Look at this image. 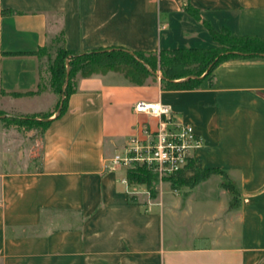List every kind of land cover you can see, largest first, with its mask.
Here are the masks:
<instances>
[{
  "label": "crops",
  "instance_id": "obj_1",
  "mask_svg": "<svg viewBox=\"0 0 264 264\" xmlns=\"http://www.w3.org/2000/svg\"><path fill=\"white\" fill-rule=\"evenodd\" d=\"M209 27L264 38V0H0V110L49 121H0V264H264V56L224 61L193 89L164 88L160 72L80 76L60 115L36 54L217 47ZM141 100L191 123L192 157L215 171L173 188L146 165L155 191L130 183L145 164L113 158L160 120Z\"/></svg>",
  "mask_w": 264,
  "mask_h": 264
},
{
  "label": "trees",
  "instance_id": "obj_2",
  "mask_svg": "<svg viewBox=\"0 0 264 264\" xmlns=\"http://www.w3.org/2000/svg\"><path fill=\"white\" fill-rule=\"evenodd\" d=\"M187 8L197 13L190 4ZM217 47H179L160 51L129 50L124 47H111L92 52L76 53L59 48L55 60L51 63V81L62 94L61 115L67 107L68 96L74 90L73 83L78 77H89L96 73L118 71L130 77L134 83L144 84L156 80L161 72L162 86L167 89H193L201 85L222 62L246 57L264 56V38L257 36L233 35L227 28L220 31L209 27ZM47 48L39 49L36 54H45ZM184 78V79H183ZM5 114L0 110V115ZM6 115V114H5ZM3 121L15 126L46 127L45 119L4 116ZM215 170H201L196 159L189 158L182 170L170 174L165 180L171 181L172 187L178 184L195 185ZM156 174L146 165H135L128 169V180L134 184H144L153 193V181Z\"/></svg>",
  "mask_w": 264,
  "mask_h": 264
},
{
  "label": "built area",
  "instance_id": "obj_3",
  "mask_svg": "<svg viewBox=\"0 0 264 264\" xmlns=\"http://www.w3.org/2000/svg\"><path fill=\"white\" fill-rule=\"evenodd\" d=\"M134 110L158 117V128L147 141L131 137L125 150L114 156L113 163L154 166L162 176L185 168L194 150L203 144L194 126L189 122L176 120L171 114V107L160 102L141 100L134 106Z\"/></svg>",
  "mask_w": 264,
  "mask_h": 264
},
{
  "label": "rangeland",
  "instance_id": "obj_4",
  "mask_svg": "<svg viewBox=\"0 0 264 264\" xmlns=\"http://www.w3.org/2000/svg\"><path fill=\"white\" fill-rule=\"evenodd\" d=\"M58 52H59V48H47V50H46V56H45V58H47V60H48V58L50 59V64L55 60V58L57 57V55H58ZM160 72V71H159ZM160 74H161V72H160ZM4 116H6L5 114H1L0 115V121L2 120V119H4V118H6V117H4ZM21 118H23V117H21ZM29 118V117H28ZM155 185V182H153V186ZM164 186V185H163Z\"/></svg>",
  "mask_w": 264,
  "mask_h": 264
}]
</instances>
